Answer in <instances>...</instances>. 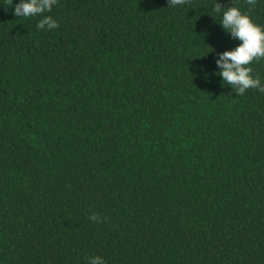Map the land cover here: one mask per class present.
Listing matches in <instances>:
<instances>
[{"label":"trees","instance_id":"1","mask_svg":"<svg viewBox=\"0 0 264 264\" xmlns=\"http://www.w3.org/2000/svg\"><path fill=\"white\" fill-rule=\"evenodd\" d=\"M4 3L0 264H264V93L216 75L214 10L264 0Z\"/></svg>","mask_w":264,"mask_h":264},{"label":"clouds","instance_id":"2","mask_svg":"<svg viewBox=\"0 0 264 264\" xmlns=\"http://www.w3.org/2000/svg\"><path fill=\"white\" fill-rule=\"evenodd\" d=\"M189 2L190 0H168V6H182ZM57 3L58 0H20V3L15 5L13 15L23 18L42 16L43 18L36 25L38 30L44 29L45 26L48 30L56 29L59 27L58 22L44 14L51 12ZM246 3L255 6L257 0H246ZM4 5L11 8L13 0H5ZM214 10L217 13L223 11L220 22L222 28L233 40L241 41L234 49L218 54L216 64L220 71L216 75L222 77V81L231 86L237 95L242 96L249 89H257L264 93V85H261L258 76L253 78L251 75L253 69L250 67L253 61L264 59V27L255 24L247 14L241 12L239 7L223 8L217 3ZM89 219L100 222V218L95 214ZM89 264H105V262L97 256L91 258Z\"/></svg>","mask_w":264,"mask_h":264}]
</instances>
